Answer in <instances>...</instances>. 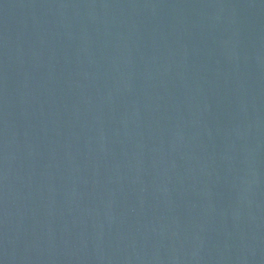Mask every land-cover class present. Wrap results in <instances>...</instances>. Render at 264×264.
<instances>
[{"label": "water", "instance_id": "water-1", "mask_svg": "<svg viewBox=\"0 0 264 264\" xmlns=\"http://www.w3.org/2000/svg\"><path fill=\"white\" fill-rule=\"evenodd\" d=\"M0 264H264V0H0Z\"/></svg>", "mask_w": 264, "mask_h": 264}]
</instances>
